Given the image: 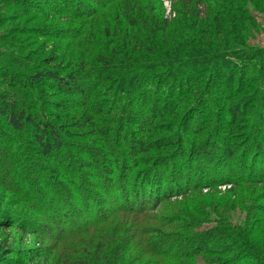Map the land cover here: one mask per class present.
Listing matches in <instances>:
<instances>
[{
  "label": "trees",
  "instance_id": "obj_1",
  "mask_svg": "<svg viewBox=\"0 0 264 264\" xmlns=\"http://www.w3.org/2000/svg\"><path fill=\"white\" fill-rule=\"evenodd\" d=\"M53 1L52 9L58 15L63 14V22L59 28L52 25L51 39L55 42L60 39L56 32L62 25H66L64 29L73 32L75 37L66 40L71 41L70 47L62 49L61 53L54 50L46 55L48 44H44L43 54L39 49L35 50L36 57L42 54L44 62L31 74L13 69V64L21 66V59L27 56L13 50H0V81L10 89L0 92V139L16 133L19 141L26 139L24 146L41 159L71 168L72 177L61 178L62 184L76 187L81 197L79 192L75 194L63 188L62 194L57 196L63 201H79L77 207L67 202L59 209L57 196L47 201L48 208L33 203L31 209L42 214L44 220L41 221L28 216L27 222L23 221L20 219L24 217L22 214H14L0 206V227L25 228L27 233L40 232L51 239L54 234L48 223L54 225L58 217L60 221L62 218L70 221L68 217H73L72 221H81L86 217L88 222L83 227L92 233L91 239L95 238V243L88 239L77 241L75 247L68 246L64 244V236H58L45 248L6 246L0 249V264H197L200 256L209 257L216 264H264V251L253 242V235L260 226L257 213L264 211L261 203L264 201V163H260L262 158L264 162V141L254 138V131L264 139V118H261L263 126L260 130L243 126L244 109L239 111L228 106L230 99L240 95L243 86L250 85L257 90L256 85H261V81L263 85L259 87L264 89V50L252 47L230 50L229 38L219 36L211 41L204 36V32L210 33L215 27L210 22L213 21L212 7L217 3L228 5L230 12H237L233 22L238 31L245 34L243 40H247L246 31L254 20L246 9V0H177L178 4L171 9L175 17L171 13L166 15L161 3L158 7L152 6L153 0ZM79 1L83 2L79 4ZM86 2L93 6H86ZM94 6H98V10ZM29 11L36 12L34 8ZM99 11L104 13L100 20L92 23L91 31L100 28L96 36L102 37V48L93 53L85 52V49L83 53L77 52L72 46L73 40L84 34L79 30L81 26L85 30V23L77 22L101 16ZM23 13L16 16L22 17ZM222 13L214 9L213 19L217 33L225 32L227 36L225 30L228 28L220 18L228 20L229 16ZM181 19L189 21L191 30L174 27ZM41 31L37 25L35 40L45 37ZM162 37L166 42L161 41ZM11 44L14 45L9 42L6 46L10 49ZM207 46L212 47L207 49ZM212 70L216 71L215 75L211 74ZM229 71L231 74L226 75ZM258 71L263 74V79L258 78ZM229 77V84L225 86ZM210 93L216 94V103L205 98ZM60 96L66 97L62 100L58 98ZM70 97H83L85 102L80 103L81 108L77 110L76 102ZM67 98L70 105L75 103L66 107ZM137 103L142 104L144 110L139 111L135 107ZM193 103H197V108L199 103L201 107L206 104L212 107L211 111L207 108L203 112L204 119L209 121L218 107L222 110L225 122L228 124L229 121L227 132L220 133L225 139H204L207 132L202 134L200 129L197 134L192 133L198 138H184L183 133L191 127L190 122L199 115V111L189 112ZM128 124L130 129L125 131ZM174 130L180 132L176 137L170 136ZM248 131L253 134L247 135ZM122 136L124 142L119 140ZM244 139L249 141L241 147ZM70 142L76 144L75 152L84 153L89 159L68 154L62 156L66 147L70 148ZM89 142L95 145H89ZM119 143L122 146L116 149ZM167 149L170 153L164 154ZM173 149L178 152L171 154ZM125 157L127 168H123L124 174L118 176L116 167H125ZM84 161L90 166L85 165L88 170L82 174L76 164ZM234 162L239 163L233 169L231 163ZM223 166H226L224 170ZM207 170L220 174L219 183L211 179L204 181L210 188L223 182V176L229 171L238 173L227 181L239 189L229 196L230 188L226 199L229 201L233 196L243 199L246 197L244 190L250 193L249 203L243 205L249 212L244 221L233 222L230 214L224 213L226 218H217L219 228L202 230L203 225L214 218L198 208L199 200H207L200 192L195 195L203 188V183L197 184L195 179L207 175ZM78 173L82 176L73 179ZM121 177L125 178L124 184L119 182ZM91 187L101 189L100 197L92 196ZM18 193L23 194V191L18 190ZM104 195L114 201L112 207L106 208L107 201L105 205L101 204ZM177 196L183 198L175 202L178 207L175 212L187 220H174L171 225L175 230L155 241L148 221L168 227L169 224H163L153 213L163 211L162 206ZM88 199H96L95 204L91 205ZM224 203L223 207H226L227 203ZM217 205L222 206L221 202ZM53 240L59 241L58 244ZM88 243L91 247L85 248ZM66 250L74 251V255ZM14 254L28 255V260L11 262L10 255Z\"/></svg>",
  "mask_w": 264,
  "mask_h": 264
},
{
  "label": "rangeland",
  "instance_id": "obj_2",
  "mask_svg": "<svg viewBox=\"0 0 264 264\" xmlns=\"http://www.w3.org/2000/svg\"><path fill=\"white\" fill-rule=\"evenodd\" d=\"M81 2L83 1H79V4H81ZM53 3H54L53 0H31V1L29 0H0V39L2 40V41L0 40V50L4 52L6 51L11 52L13 50V52H19L21 55L27 56L21 59L22 61L21 66H19V64H16V65L13 64V69H15L18 73L19 72L24 73V74L34 73L35 71L34 68L42 64V61H43L42 51H43L44 44H48L47 49H45L46 55L49 53L51 54L54 50L55 51L58 50V52L61 53L62 49L66 50L67 48L70 47L71 41L66 42V40H69L68 39L69 37H72V36L75 37V34L71 32L70 30H65L64 28H67L66 25H62L63 28L61 27L60 30L56 32V35L60 37L58 41L55 42L51 39V37L53 36L50 32V30L53 29L52 25H54V27L59 28L60 26L58 25L60 24V22H63V19H62L63 14L58 15L57 11L54 12V10L52 9ZM160 3L163 5L166 15H169L171 13V16L175 17L176 14H172L173 10L171 11V9H173V5L178 4L177 0L175 1L153 0L152 6L155 4L158 7ZM244 4L246 5V9L249 11L251 18H253L254 20V23H251L250 28L246 31V35L248 37V39L246 38L247 40L245 41L243 40L245 34H241L242 30H240L239 32L238 31L239 29L237 28L236 23L233 22V16L237 12H234V11L230 12L227 9V7H229L228 5L217 4V3L213 5L212 7L213 9L211 10V18L213 21H211L210 24L213 23L215 27L210 33L204 32L205 34L204 36L209 38L211 41L217 40V37L219 38V36L222 38H225V37L227 39L229 38L228 46L232 47L230 50H233V49L235 50V49H239L242 47H252V48L264 50V0H246ZM85 5L93 6L87 2L85 3ZM178 7L181 9V5ZM32 8H34V11H36L37 13L29 11ZM203 8L205 11V7ZM37 9L39 11L43 10V12L40 13L38 12ZM81 9H83V7ZM94 9L98 10V6H94ZM214 9H216V11L217 9H219L220 11H223V13H226L229 16L228 20L224 19L223 17L220 18L221 23L226 28H228L225 30L227 31V36L224 34L225 32L217 33L219 31L217 29V24L215 20L213 19L214 16L216 15V14H213ZM20 12L22 13L24 12L23 16L22 17L16 16V14ZM99 12H100L99 15L104 13V11H99ZM9 14L11 15L8 17ZM177 16H179V14ZM238 16L242 17V15H240L239 13H238ZM101 17L102 15L95 16L89 20L84 19V20H80L77 22L80 24L85 23L84 25H85V30H86V33H85V30L81 28L83 26H81L79 30L80 32L84 31V34H81L78 39L73 40L74 45L72 46H74V48H77L75 49L77 52L83 53V49H85V52L87 51V52L93 53V52H97L100 48H102V45H103L102 37L96 36V34L100 32V28H94V30L91 31L92 29L91 26L93 25L92 23L95 22V20H100ZM37 25L39 26V28L42 29L41 32L45 34V37H40V39L38 38V40H35L34 30ZM113 27H114V24L110 26L111 32L113 31ZM174 27L176 28L178 27L177 29L184 28L186 30L187 29L191 30L189 29V21L186 19H181L179 23L178 21H176V25ZM220 27H221V24H220ZM48 36H50V38ZM83 39H85V41H82ZM79 40L82 42H80ZM161 41L166 42V39L162 37ZM9 42L14 43V45L11 44L10 49L9 47L6 46V43H9ZM59 43H62L63 46L62 45L59 46ZM56 44H58L57 47H55ZM79 44H82V45H79ZM209 47H212V46H209ZM209 47L207 46V49H209ZM37 49H39L42 53L40 57H36L37 55L34 52ZM31 52H32V55H31ZM1 61L5 62L3 59H1ZM7 61H10V59L8 58ZM42 67L44 68V65ZM19 68H21L22 70H20ZM215 73L216 71L212 70L211 74L215 75ZM258 73H259L258 78L260 77L262 78L263 74L260 71H258ZM229 74H231V71L227 72L226 75H229ZM209 77L212 78V76H209ZM229 81H230V77L227 79V81H225V86L229 84ZM259 82L261 85H263L262 84L263 82L262 83L261 81ZM85 85L87 87V84ZM261 85H259V83L256 85V87L258 88L257 90H254V88H252L250 85L243 86V88H241L243 90L241 91L240 95H238V97L236 96L235 98L230 99V102L228 104L229 107L231 106L235 110L243 111L244 109L243 116H245V119H244L245 124L243 126H249V127L254 126L255 129L257 128L258 130L262 128L263 122L261 121V118L262 117L264 118V89L262 88L263 86L259 87ZM8 91H10L9 87L5 86L0 81V92H8ZM46 94L48 95L47 92ZM65 97L66 96H62V97L60 96L58 98H62L63 100V98ZM205 98L216 103V101H214L217 99L215 93H210L209 96L206 94ZM70 99L72 100L73 98L70 97ZM73 100L77 104V110H79L81 108V104L85 102L83 97H78L77 99L74 98ZM224 101H226V99ZM69 102L70 100L69 98H67L66 107L72 106L73 103H75V102H72V105H70ZM218 102L219 101H217V103ZM198 105H199L198 108H197V103H193L190 106L189 112L191 113L193 110L194 112L199 111L198 113L199 115L196 116L190 122L191 127H189V129L183 133L184 138L186 137H188L189 139H195V137L198 138L197 135L192 134V133L197 134L198 130L200 129L202 131V134H205L207 132L205 136L203 137L204 139H207V140L212 139L216 141H218V139L219 140L225 139L224 135H222L223 136L222 138L220 133L227 132L229 121H228V124L227 122H225L223 118L222 110L218 107L216 110V114L213 113L212 119L209 121L207 119H204L205 117L203 116L204 115L203 112L207 111V108L210 109L211 111L212 107L210 105L208 106V104H206L207 106H203V107H201V103H199ZM135 107H137L139 111L144 110V106L140 103H137ZM122 116L123 115H121L120 117ZM192 117L190 119H192ZM137 119L138 117L135 119V121ZM126 123H128V121ZM129 125L130 124L125 125L124 127L125 131L126 130L128 131L130 129L131 125L130 126ZM4 128L6 129V127ZM191 130H194V131L191 132ZM178 132L179 130H174L171 132L170 136L172 135V137H176V134ZM19 134L21 137L22 136L21 133ZM246 134L252 135L253 133L248 131ZM254 135H256V137L253 136L254 138H260L261 141H264V139H262L261 136L256 133V130L254 131ZM240 136H242L241 133H240ZM124 139L125 138L123 136L119 138V140H121L122 142H124ZM19 140L20 139L16 133L13 134V136H10V137L5 136L4 138L0 139V206L4 207L9 212H13L14 214H22L24 217L20 219H22L23 221L27 222V220H25L27 216L28 218L32 217L34 219L41 221V220H44L42 214L37 212L40 215L39 216L35 212V210L33 211L31 209V205H33V203L34 205H39L41 207L45 206L44 208H48L49 205H47L48 204L47 201L50 200L52 196H57L59 194H62L61 192L63 191V188L67 191L71 190L75 194L78 193L79 191H77L76 187H65V183L64 185L62 184V182H64L62 181L64 179L63 178L64 176L65 178L72 177L70 176L73 174V171L71 170V168L68 169L66 167H60L59 164H54L51 161L41 159L39 156L35 155V153H33L30 149L24 146V143H26L25 142L26 139L23 138L21 142ZM248 141L249 140L244 139V141L241 143L242 144L241 147L242 146L244 147V145L248 143ZM88 144L95 145L90 142ZM119 144L120 145H117L116 149L121 148L118 146H122V143H119ZM69 146H70L69 149L65 146L66 150L64 151V153H62L64 154L62 156H65L66 154H68L78 159H80L79 156L81 158L89 159L87 155H85L84 153H81V150L79 152L82 155L75 152L74 148H76V144L73 145L70 142ZM166 151L167 152L164 154L170 153L169 149H167ZM103 152L105 153L106 157H109L106 150H103ZM177 152H178L177 149H173L171 151V154H175ZM123 159H124L123 164L125 166L127 163V157ZM181 160H182V157H181ZM84 162L85 163H82V164L81 163L76 164V168L78 170H81L82 174H84L83 173L84 171L88 170L86 166L89 165V162L87 161H84ZM177 162H179V160ZM238 163L239 162L231 163V166H232L231 168L233 169L236 168L238 166L237 165ZM260 163L261 164L264 163L263 158L261 159ZM129 164L130 163L128 162V165ZM211 165H215V163H211ZM225 167L226 166H223L222 170H224ZM123 168L126 169L127 167L126 166L122 168L116 167V172L118 176H121L124 174L125 170H123ZM206 174L207 175L205 176L199 175L195 179L197 184L203 183V186H202L203 188L200 190H197L195 192V195L198 192H200L202 195L206 196L207 201H204V200L198 201L197 203L198 208L200 209V211H203L204 213H210V215L213 216L214 219L211 222L205 223L202 227V230L205 229L206 231L214 226H218L219 228L220 226L217 225V218L218 219L220 217L226 218V216L223 215L224 213L230 214L229 217L230 219L233 220V222L244 221L247 218L248 211H246L247 208L244 207L243 205H246L247 202L249 203L251 199L249 196L250 193L244 190L242 192L244 193L243 195L246 196L245 198L237 199V197L233 196L229 201L228 199H226L227 197L226 195L229 194L227 193V191L230 188H231V192L229 196L232 195V193L235 194L239 189L238 186L233 185V182L227 181V180H231L232 177H235L236 175H238V173L235 172V170L233 172L229 171L226 176H223L224 177L223 182H220L218 186H215L212 188L208 187V185L205 184L206 180L209 181L211 179L219 183L220 180H218V178L220 177V174H215L214 172H211L210 170H207ZM13 176H15L14 180H12ZM80 176L82 175L78 173L77 175L73 177V179H77ZM5 178L6 180H4ZM61 178L63 179L61 180ZM102 180H103V177H101L100 184H102ZM119 182H122L124 184L125 178L124 177L119 178ZM93 184L96 185V182H94ZM252 188H254V186ZM252 188L250 189V191H252ZM18 190H22L23 194L18 193ZM90 192L92 196L94 195L99 196L100 193H102L101 189H97L95 187H91ZM78 196L81 197L80 192ZM97 196H96V199H97ZM104 196L105 197L102 200L100 199L101 201H103L101 202V204L105 205V202L107 201L106 208H108L109 206L112 207L114 205L113 204L114 201H109L110 197H107L106 195ZM210 196L214 198H210ZM182 198H183L182 196L173 197L171 199V203L167 202L165 203V205L162 206L164 208L163 211H155V213H153V214H156L155 215L156 217L158 218L160 217L159 220L163 222V224H169V226L163 227L164 225H160L157 222L148 221L149 226L152 227V230H151L152 239L156 241L158 240V237L167 235L170 232L174 231L175 229L173 228V225H171L174 220L176 219H180V220L183 219V221L187 220L186 217H184L180 213L175 212V210L178 209V207L175 206L177 205V203L175 202L176 201L179 202ZM58 199L61 200V201L60 200L57 201L56 203V206L59 209L61 208V206H63V203L66 204L67 202H69L72 206L76 205V207L79 204V201L76 202L75 199H70V201L68 199L63 201L60 197ZM96 199H88V200L91 205H94ZM222 201L227 203L226 207H223L225 203ZM261 201H263V199ZM219 202H221L222 206L217 205V203ZM263 202L261 203H262V206L264 207ZM170 204H173V205H170ZM256 205H259V204L256 203ZM42 210L44 209L42 208ZM263 212L264 211L260 210L257 213L258 215H260L258 218V222L260 223V226L257 227L258 230H256V233L253 235V242L255 243V246L261 248V250L264 251V213ZM57 216H59V214H57ZM68 218L70 219V221L64 218H62V221H60L58 217L54 225L51 223H48L50 224L51 230L53 231V234H54L53 236H51V239L44 236L43 234H39L40 232H30L29 231L30 233H27L28 231H26L25 228H23L22 230H16L11 227H0V249L6 246H26V247H34V248L36 247L45 248L47 244L51 245L52 241L50 240L58 236L60 237L64 236L63 237L65 239L64 244H67L68 246L75 247L77 241H83V240L85 241L88 239L91 243H95L94 241L95 238L91 239V237H94L92 236V233H89L87 231L88 229L86 227L85 228L83 227L84 225H87L86 222H88V220H86V217L84 218V220L82 219L81 221L76 220V217H75L76 221H72L74 219L73 217L71 218L68 217ZM162 232H165V233L161 234ZM53 242L55 244H58L59 241L53 240ZM90 245L91 244L88 243L84 247L85 248L91 247ZM77 246L83 248V246L81 245L77 244ZM66 248L67 246L64 249ZM66 251L69 254L71 253V255H74V251L72 250H66ZM23 252H26V251H23ZM9 260L11 262H26L28 260V255H22V256H18L17 254L10 255ZM197 264H216V263H213L209 257L200 256L197 260Z\"/></svg>",
  "mask_w": 264,
  "mask_h": 264
}]
</instances>
